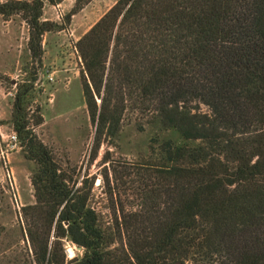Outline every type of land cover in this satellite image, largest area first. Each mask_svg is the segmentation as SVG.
Returning a JSON list of instances; mask_svg holds the SVG:
<instances>
[{
    "label": "trees",
    "instance_id": "1",
    "mask_svg": "<svg viewBox=\"0 0 264 264\" xmlns=\"http://www.w3.org/2000/svg\"><path fill=\"white\" fill-rule=\"evenodd\" d=\"M43 8L44 0L0 5L4 15L26 12L34 56L51 29ZM77 48L97 146L131 113L139 130L158 124L177 138L158 133L132 164L136 209L115 198L106 176L108 224L91 205L94 179L77 185L76 168L17 114L37 164L36 203L24 208L26 236L0 249V264H264V0H117ZM197 101L211 113L193 112ZM16 105L20 112L19 95ZM64 239L81 252L69 258Z\"/></svg>",
    "mask_w": 264,
    "mask_h": 264
},
{
    "label": "rangeland",
    "instance_id": "2",
    "mask_svg": "<svg viewBox=\"0 0 264 264\" xmlns=\"http://www.w3.org/2000/svg\"><path fill=\"white\" fill-rule=\"evenodd\" d=\"M10 1L0 0V5ZM116 1L44 0L41 21L51 29L41 37L39 56L30 49L36 31L26 12L0 13V249L15 246L23 234L26 236L24 208L36 203L32 176L37 164L26 156L24 147L8 155L5 152L10 135L17 134L23 142L15 128L17 114L24 117L27 129L50 148L63 167L76 168L77 185H82L85 178L94 179L91 205L103 212L108 224L113 221L114 206L106 176L117 192L115 198L130 210V204L136 203V169L132 164L149 156L150 139L158 133L162 139L177 138L174 132L161 131L158 124L139 130L136 115L131 113L117 136L104 135L96 145V125L84 97L83 61L77 42ZM18 95L22 100L20 112ZM97 102L101 103L99 97ZM191 106L193 112L211 113L202 102ZM106 156L112 161L104 162ZM64 243L69 258L81 252L71 241L64 239Z\"/></svg>",
    "mask_w": 264,
    "mask_h": 264
},
{
    "label": "built area",
    "instance_id": "3",
    "mask_svg": "<svg viewBox=\"0 0 264 264\" xmlns=\"http://www.w3.org/2000/svg\"><path fill=\"white\" fill-rule=\"evenodd\" d=\"M49 79L50 80H53V76L50 74L49 75ZM22 147V143L21 141L19 140V137L17 134H12L9 136V139L7 141V145L5 147V152L6 154L8 155L10 151H13L15 149H19Z\"/></svg>",
    "mask_w": 264,
    "mask_h": 264
},
{
    "label": "water",
    "instance_id": "4",
    "mask_svg": "<svg viewBox=\"0 0 264 264\" xmlns=\"http://www.w3.org/2000/svg\"><path fill=\"white\" fill-rule=\"evenodd\" d=\"M78 248H80V249H81V247H79V246H78Z\"/></svg>",
    "mask_w": 264,
    "mask_h": 264
},
{
    "label": "bare ground",
    "instance_id": "5",
    "mask_svg": "<svg viewBox=\"0 0 264 264\" xmlns=\"http://www.w3.org/2000/svg\"><path fill=\"white\" fill-rule=\"evenodd\" d=\"M70 253H71V251H70Z\"/></svg>",
    "mask_w": 264,
    "mask_h": 264
}]
</instances>
